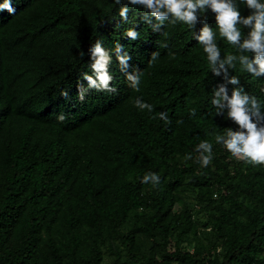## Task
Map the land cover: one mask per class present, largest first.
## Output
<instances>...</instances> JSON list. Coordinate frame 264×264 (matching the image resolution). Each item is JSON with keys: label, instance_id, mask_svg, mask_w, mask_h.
<instances>
[{"label": "trees", "instance_id": "16d2710c", "mask_svg": "<svg viewBox=\"0 0 264 264\" xmlns=\"http://www.w3.org/2000/svg\"><path fill=\"white\" fill-rule=\"evenodd\" d=\"M12 2L14 16L0 13V264H264V166L216 143L236 125L227 109L215 115L221 78L194 32L166 24L155 33L140 22L142 9L121 23L114 0ZM207 19L215 28L212 13ZM129 27L138 40L123 36ZM97 40L110 51L124 45L148 79L117 133L113 117L99 113L120 96L90 91L63 112V124L45 105L48 85L69 87L74 70L80 79L88 72ZM217 42L222 57L235 54L218 33ZM62 65L64 75L50 79ZM229 72L264 103V78L238 64ZM137 97L153 111L137 109ZM81 117L90 122L66 130ZM204 140L213 145L206 168L195 152ZM149 172L158 187L141 183Z\"/></svg>", "mask_w": 264, "mask_h": 264}, {"label": "clouds", "instance_id": "9594fccd", "mask_svg": "<svg viewBox=\"0 0 264 264\" xmlns=\"http://www.w3.org/2000/svg\"><path fill=\"white\" fill-rule=\"evenodd\" d=\"M114 3L120 6L118 15L121 23L131 22V10L142 9L140 22L150 26L155 33L161 32L166 24H180L194 32V39L202 46L213 76L221 78L214 87L211 100L215 115L220 116L227 109V119L236 125V130L229 127L224 129L223 135H216V143L222 145L237 160L254 167L264 166V103L246 92L240 79L229 72V69H235L238 64L241 71L247 72L253 78H264V0H114ZM241 8L247 9V16L242 14ZM16 11L12 0H3L0 3V13L7 12L9 16H14ZM209 12L214 16L215 28L207 23ZM200 24L203 26L197 35L196 28ZM138 26L136 24L135 27ZM135 27L125 29L123 36L130 41L138 40L140 33ZM217 33L235 49V54L222 57ZM163 35L167 37V33ZM161 47L166 48L167 44H161ZM87 54L90 59L89 68L88 72L82 74L81 79L74 70L75 78L69 87L48 85L46 108L58 114L56 120L63 124L67 120L63 112L76 100L84 103L90 91L94 94L104 93L109 99L113 96L118 99L120 96L123 99L121 103L120 99L116 103H110L111 111L106 106L99 113L113 117L115 127L112 130L117 133L124 126L123 118L126 121L133 118L130 113L133 108L132 99L139 94L141 86L148 79L142 78L143 72L140 69L133 68L130 63L131 55L119 42L110 51L103 46L101 40H97L88 48ZM113 54L116 60L112 59ZM159 55L155 51L150 54L149 66ZM67 70L63 65L56 66L50 79L64 75ZM134 106L140 111H153V106L143 102L140 97L135 99ZM192 115H195V110ZM158 116L165 123H170L166 112L159 113ZM90 119L81 117L66 130L83 127ZM195 152L198 153L197 162L201 167H208L213 159L212 143L207 140L200 142ZM187 158L192 157L190 155ZM141 183L151 184L155 188L161 184V178L158 174L149 172L141 178Z\"/></svg>", "mask_w": 264, "mask_h": 264}, {"label": "rangeland", "instance_id": "374dc122", "mask_svg": "<svg viewBox=\"0 0 264 264\" xmlns=\"http://www.w3.org/2000/svg\"><path fill=\"white\" fill-rule=\"evenodd\" d=\"M187 245V242L186 243H183V246H186Z\"/></svg>", "mask_w": 264, "mask_h": 264}]
</instances>
